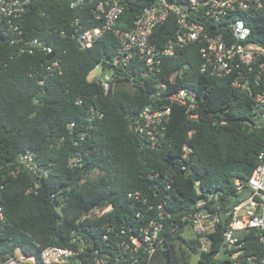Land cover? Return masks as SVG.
Wrapping results in <instances>:
<instances>
[{
	"label": "trees",
	"instance_id": "trees-1",
	"mask_svg": "<svg viewBox=\"0 0 264 264\" xmlns=\"http://www.w3.org/2000/svg\"><path fill=\"white\" fill-rule=\"evenodd\" d=\"M69 1L30 0L20 21L26 36L45 38L52 45L55 56L61 58V75L46 70L48 54L15 55V47L8 43L0 25V55L13 54L0 71V201L6 214L0 229V256L18 248L35 255L37 264H41L39 245L69 246L74 228L99 246L101 235L96 226L132 222L134 209L127 199L130 191L151 192L156 184L163 185L167 176L172 188L165 191L172 198L164 206L178 220L183 213L194 211L197 189L201 193L232 191L233 180L246 179L258 163V155L264 153V126L256 123L263 108L256 103L255 93L234 87L230 76L201 72L196 43L166 57L162 72L168 77L179 71L167 93L183 86L197 92V117L191 119L182 106L171 104L157 147H146L130 130L129 121L156 101L150 97L149 80L133 86L122 82L108 93L89 80L95 66L114 55L118 41L107 31L90 47L81 48L69 36L55 32V28L68 31L69 22L79 15L69 7ZM151 1L124 0L117 26L127 28ZM247 22L249 41L264 46V7L249 15ZM174 28L173 22L165 23L155 33L165 40ZM91 105L102 117L93 121L80 139ZM184 143L196 155L187 173L178 161ZM27 151L33 152L39 167L48 169L45 176L36 177L27 170L14 173L19 155ZM76 155L79 165L71 167L70 158ZM93 171L95 176H91ZM108 204L112 208L103 215L79 220L83 213ZM227 221L210 235L206 251L200 249L197 238L184 237L182 226L177 227L164 239L151 264H166L164 250L169 264H191L192 255L197 256L196 264L223 263L214 260V255ZM242 237L248 253L264 254L255 230L243 232Z\"/></svg>",
	"mask_w": 264,
	"mask_h": 264
},
{
	"label": "built area",
	"instance_id": "built-area-1",
	"mask_svg": "<svg viewBox=\"0 0 264 264\" xmlns=\"http://www.w3.org/2000/svg\"><path fill=\"white\" fill-rule=\"evenodd\" d=\"M30 0H0V25L4 28L8 43L15 47V55H52L45 68L50 75H61L60 56L45 38L26 36L21 18ZM69 7L79 15L69 22V30L54 31L60 36H69L81 48L90 47L104 32L110 31L117 38L118 46L107 63H99L94 69L98 73L91 81L99 83L104 93L112 91L117 84H143L149 80L150 97L154 104L144 106L129 121L132 132L142 138L144 145L156 148L171 114V104L184 108L189 118L197 117L199 107L197 92L190 87H180L167 93L178 70L168 77L162 72L166 57L188 44L196 43L199 51V70L216 77H232V85L255 93V101L263 109L256 123L264 122V46L249 41L251 34L247 17L264 7V0H152L142 7L127 28L118 27V21L125 9L124 0H70ZM85 17L84 21L81 16ZM173 22L175 28L167 39H159L155 33L165 23ZM13 54L0 55V71L7 66ZM106 66L111 74H103ZM115 70L118 71L116 75ZM121 77V79L119 78ZM42 83V81H40ZM77 102H80L78 100ZM102 117L94 105L89 108L85 129L86 135L91 123ZM73 123L68 124L71 128ZM194 149L184 143L178 159L180 169L191 171L195 160ZM79 157L70 158L69 165L76 167ZM29 171L36 177L45 176L48 169L39 167L33 152L21 153L14 173ZM152 176V175H150ZM153 176H157L154 174ZM162 184H156L151 192L136 189L127 193L129 206L134 209L132 222L114 225L104 222L96 229L100 231L99 241L86 240L77 229L71 231L69 246L39 245L38 259L41 264H151L164 239L178 227L190 229L200 241V249L209 247L211 234L227 218L222 232L221 244L214 260L221 264H264V254L248 253L243 244V232L255 230L257 239L264 245V153L258 155V163L246 179L235 178L232 191L224 193L210 190L199 195L195 209L175 219L165 208L171 193V181L165 176ZM29 190H33L31 187ZM177 197L178 193L175 194ZM55 195L52 194V197ZM112 208L89 210L79 220L95 218ZM6 221L4 206L0 201V229ZM0 264H37L35 255H26L20 249L0 256Z\"/></svg>",
	"mask_w": 264,
	"mask_h": 264
},
{
	"label": "rangeland",
	"instance_id": "rangeland-1",
	"mask_svg": "<svg viewBox=\"0 0 264 264\" xmlns=\"http://www.w3.org/2000/svg\"><path fill=\"white\" fill-rule=\"evenodd\" d=\"M98 69H93L90 73H89V75H88V79H91L94 75H96L97 73H98ZM111 72H112V69L109 67V66H106L105 67V69H104V72L102 73V75L101 76H103V74H111ZM96 175V172L95 171H93L92 173H91V176H95ZM184 230V229H183ZM184 234L187 236V237H189V238H194V235H193V232L190 230V229H187V230H185L184 231ZM196 260H197V256L196 255H192L191 257H190V263L191 264H196Z\"/></svg>",
	"mask_w": 264,
	"mask_h": 264
},
{
	"label": "water",
	"instance_id": "water-1",
	"mask_svg": "<svg viewBox=\"0 0 264 264\" xmlns=\"http://www.w3.org/2000/svg\"><path fill=\"white\" fill-rule=\"evenodd\" d=\"M77 46L78 47H80L79 46V44H77ZM52 58V55H49L48 56V59H51ZM262 126H264V122H262V123H260ZM35 181H36V179H35ZM163 257H164V259H165V261H166V264H169V257H168V251L167 250H164L163 251ZM225 264H229L228 262H226Z\"/></svg>",
	"mask_w": 264,
	"mask_h": 264
}]
</instances>
